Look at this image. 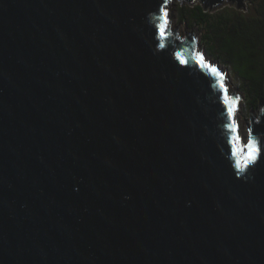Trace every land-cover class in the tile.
Here are the masks:
<instances>
[{
    "label": "water",
    "instance_id": "95a60500",
    "mask_svg": "<svg viewBox=\"0 0 264 264\" xmlns=\"http://www.w3.org/2000/svg\"><path fill=\"white\" fill-rule=\"evenodd\" d=\"M174 1L253 0H0V264H264V105L241 172L243 98Z\"/></svg>",
    "mask_w": 264,
    "mask_h": 264
},
{
    "label": "trees",
    "instance_id": "16d2710c",
    "mask_svg": "<svg viewBox=\"0 0 264 264\" xmlns=\"http://www.w3.org/2000/svg\"><path fill=\"white\" fill-rule=\"evenodd\" d=\"M180 21L203 31L207 50L233 70L250 111L258 110L264 104V0H253L246 12L210 13L199 3H181Z\"/></svg>",
    "mask_w": 264,
    "mask_h": 264
},
{
    "label": "rangeland",
    "instance_id": "374dc122",
    "mask_svg": "<svg viewBox=\"0 0 264 264\" xmlns=\"http://www.w3.org/2000/svg\"><path fill=\"white\" fill-rule=\"evenodd\" d=\"M252 3H253V1L251 2V4ZM180 7H181V3L179 1H174V3H172L170 5L169 15H170V19H173V21H172L173 31L175 32V30H177V28H179V26H181L180 27V35L185 37V35H186L185 25L187 27V31H188L189 35L192 34L193 30H195L196 31V37L197 38L199 37V39H198V42H199L198 52L201 51L204 53V57H205V60L207 61V63H209V61H210V64H214L215 66H218V68L220 70H223L225 72V74L227 73V76H229L230 81H231V90L232 91L235 90L236 93L243 98V101L239 102V110H238L239 120L241 123V129H242L241 132L243 133V135L247 139H249V135H250L249 131L251 130L250 113H252L255 117H258L260 108L256 111H253V112L250 111V109L247 105L246 95H245V93L241 87V84H240L236 74L220 58L213 55L212 53H210L207 50V47L203 42V31L198 26L191 27L189 24L183 23L180 21ZM263 105L264 104H262L261 107H263Z\"/></svg>",
    "mask_w": 264,
    "mask_h": 264
},
{
    "label": "snow or ice",
    "instance_id": "6c2138e0",
    "mask_svg": "<svg viewBox=\"0 0 264 264\" xmlns=\"http://www.w3.org/2000/svg\"><path fill=\"white\" fill-rule=\"evenodd\" d=\"M167 2V0H165V3ZM163 16L162 19L164 21V23H162L160 25V29H161V34H164V28L167 24V17H168V12L166 10H163ZM248 151L247 154L242 158V159H238L237 160V167L239 168V170L241 172L244 171V169H246L250 164H255L257 159L260 156V149L257 147L255 141L249 139L247 145H246Z\"/></svg>",
    "mask_w": 264,
    "mask_h": 264
},
{
    "label": "clouds",
    "instance_id": "9594fccd",
    "mask_svg": "<svg viewBox=\"0 0 264 264\" xmlns=\"http://www.w3.org/2000/svg\"><path fill=\"white\" fill-rule=\"evenodd\" d=\"M198 48H199V42H198Z\"/></svg>",
    "mask_w": 264,
    "mask_h": 264
}]
</instances>
